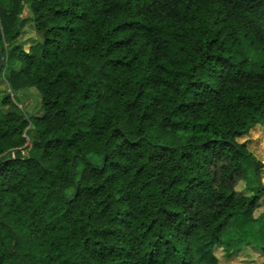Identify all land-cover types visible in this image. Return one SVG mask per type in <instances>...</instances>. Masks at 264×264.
I'll return each mask as SVG.
<instances>
[{
  "label": "trees",
  "instance_id": "16d2710c",
  "mask_svg": "<svg viewBox=\"0 0 264 264\" xmlns=\"http://www.w3.org/2000/svg\"><path fill=\"white\" fill-rule=\"evenodd\" d=\"M0 51L42 111L0 90V264L264 255L222 241L239 217L264 235V0H0Z\"/></svg>",
  "mask_w": 264,
  "mask_h": 264
},
{
  "label": "rangeland",
  "instance_id": "374dc122",
  "mask_svg": "<svg viewBox=\"0 0 264 264\" xmlns=\"http://www.w3.org/2000/svg\"><path fill=\"white\" fill-rule=\"evenodd\" d=\"M29 17V12L27 9H24L22 14V18ZM29 31H34L33 28L30 30L25 31L27 33V41L22 42L24 51H27L29 47L36 41L35 38L31 37V33ZM29 41H33L32 43H28ZM18 44H21L19 40L17 41ZM29 46V47H27ZM17 59L12 58L10 61V66H12ZM3 85V84H2ZM5 91L7 87L3 85ZM30 90V89H27ZM35 90V89H34ZM8 94L12 100L11 105L8 106L11 110L20 111L21 109L26 112L28 108H25L23 105L22 99V92H14L11 93L8 91ZM38 93V91H37ZM30 107H33L34 111L41 114V104H40V97L39 93L37 97L31 96L30 98ZM248 147L253 155L258 159L261 163H264V128H257L256 130L252 131L248 138ZM262 183L264 184V177L262 179ZM243 183H240L237 187V191L241 192L243 190ZM264 211V206H260V208L256 212V216ZM249 218L247 217H239L230 226L224 231L222 234V241L225 243H230L233 246H239L247 241L255 240L256 242L264 243V235L256 234L255 231L252 229L251 225L249 224ZM215 255L219 260V264H263L264 263V255L254 252L252 249H244L239 252L237 255L226 258L222 255L220 249L215 250Z\"/></svg>",
  "mask_w": 264,
  "mask_h": 264
},
{
  "label": "crops",
  "instance_id": "0c3cea01",
  "mask_svg": "<svg viewBox=\"0 0 264 264\" xmlns=\"http://www.w3.org/2000/svg\"><path fill=\"white\" fill-rule=\"evenodd\" d=\"M30 30L31 28L34 29L33 25L30 23V22H27L25 25H24V28L22 29L21 31V35H20V38H19V42L22 44V42H26L27 41V33H25V31L27 30ZM31 33V37L35 38L36 41H40L41 40V35L39 33H37L35 30L34 31H29ZM33 41H29L28 43H32ZM26 45V44H25ZM28 45V44H27ZM26 45V46H27ZM29 47V46H27ZM2 84V83H1ZM0 84V90L1 91H4V92H7V90L5 91L4 87H2L3 85ZM22 93V99H23V105L25 106V108H28L27 110H25L27 113L29 114H34V115H38L37 112L34 111L33 107H30V98L31 96H34V97H37L38 96V93L36 90L34 89H30V90H23L21 91ZM40 97V96H39Z\"/></svg>",
  "mask_w": 264,
  "mask_h": 264
},
{
  "label": "water",
  "instance_id": "95a60500",
  "mask_svg": "<svg viewBox=\"0 0 264 264\" xmlns=\"http://www.w3.org/2000/svg\"><path fill=\"white\" fill-rule=\"evenodd\" d=\"M3 64H4V59H3L2 53L0 51V73H1V70L3 67ZM29 116H31V114H29Z\"/></svg>",
  "mask_w": 264,
  "mask_h": 264
}]
</instances>
